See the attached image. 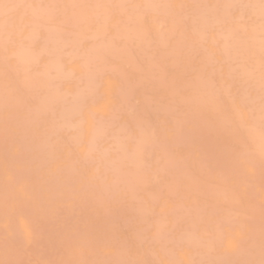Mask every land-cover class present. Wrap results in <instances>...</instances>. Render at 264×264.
<instances>
[{"label":"bare ground","instance_id":"1","mask_svg":"<svg viewBox=\"0 0 264 264\" xmlns=\"http://www.w3.org/2000/svg\"><path fill=\"white\" fill-rule=\"evenodd\" d=\"M0 264H264V0H0Z\"/></svg>","mask_w":264,"mask_h":264}]
</instances>
